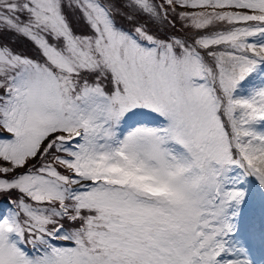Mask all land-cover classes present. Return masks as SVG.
Wrapping results in <instances>:
<instances>
[{
    "label": "snow or ice",
    "instance_id": "1",
    "mask_svg": "<svg viewBox=\"0 0 264 264\" xmlns=\"http://www.w3.org/2000/svg\"><path fill=\"white\" fill-rule=\"evenodd\" d=\"M0 264H264V0H0Z\"/></svg>",
    "mask_w": 264,
    "mask_h": 264
}]
</instances>
